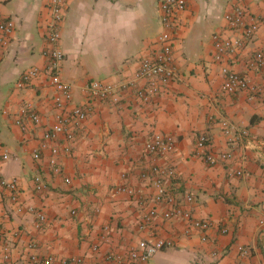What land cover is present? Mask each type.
Listing matches in <instances>:
<instances>
[{
	"label": "crops",
	"instance_id": "1",
	"mask_svg": "<svg viewBox=\"0 0 264 264\" xmlns=\"http://www.w3.org/2000/svg\"><path fill=\"white\" fill-rule=\"evenodd\" d=\"M186 2L173 46L177 77L148 103L126 89L119 90V103L110 104L88 96L87 84L119 85L156 47L158 0H67L61 75L72 87L71 105L88 102L92 111L70 151L60 150L54 171L49 147L61 148L63 136L41 147L42 132L55 119L52 89L45 77L31 87H16L22 71L43 65L47 0H0V18L14 22L0 56V230L10 252L9 260L0 255V264H39L48 255L80 258L78 264H115L104 255L123 253L136 240L154 236L172 238L173 244L145 264H264V96L224 93L211 44V34L224 28L223 14L235 2L250 16L261 17L256 34L232 61L235 70L245 71L251 51L264 47V0ZM27 103L41 120L36 126L27 121L23 131L14 118ZM154 133L171 134L175 142L173 151L155 160L144 150ZM201 134L207 137L204 151H225L228 158L208 164L197 156ZM37 150L39 159L33 157ZM153 163L174 168L175 176L165 179L168 191L178 199L191 193L193 200L183 202L185 207L212 223L206 240L182 219L157 217L138 227L142 210L154 205V188L140 176ZM36 176L45 185L42 190L35 189ZM13 179L14 191L1 184ZM117 185L132 187L136 194L116 192ZM30 207L41 211L45 221L39 223ZM238 244L250 247V256H240Z\"/></svg>",
	"mask_w": 264,
	"mask_h": 264
},
{
	"label": "built area",
	"instance_id": "2",
	"mask_svg": "<svg viewBox=\"0 0 264 264\" xmlns=\"http://www.w3.org/2000/svg\"><path fill=\"white\" fill-rule=\"evenodd\" d=\"M67 0H47L46 18L44 21L45 45L42 50L44 62L42 66L33 65L22 71L16 81L18 89L31 87L37 79L45 77L48 86L52 89V103L54 108V123L45 128L41 136V147H46L49 141H58L63 136L62 147L51 145V158L49 160L54 171L59 170L57 156L62 150L64 153L70 151V143H73L81 137L85 130V123L91 116V106L88 102L82 104L72 103V87L62 78V61L64 52L60 46V32L64 20V12ZM187 8L186 0H158V14L161 23V29L156 41V47L147 54L143 55L139 66L131 76L121 80L119 85L111 82L92 80L87 84L86 90L88 96L101 101H108L110 104L120 102L121 95L119 90L130 89L134 96L143 103H148L158 95L163 89L177 77L178 64L174 55L173 46L178 39V32L181 27L182 13ZM225 26L222 30L214 31L211 34V44L213 48L214 61L219 65L222 76L221 90L224 93L235 94L244 93L247 98L253 99L264 96V47H259L251 51L247 57L245 71H237L232 67L233 59L238 58L249 40L256 34L262 19L257 16H250L248 9L239 2H235L229 10L223 14ZM14 31V22L11 19L0 18V56L7 48L10 38ZM236 32L233 34L232 32ZM233 34V35H228ZM251 75H257L259 79L252 78ZM40 115L29 103L22 106L20 113L14 118V122L21 130H27V121L34 126L40 123ZM222 128L225 133L229 132V124L222 122ZM207 137L205 134L199 135L195 143V154L202 157L208 164H213L220 160H226L228 153L220 151L218 154L204 151ZM175 142L171 134L154 133L145 143L144 150L155 160L174 150ZM7 157L6 154L3 155ZM33 157L40 158V151H34ZM240 174L241 171H237ZM123 178L125 174L121 175ZM142 179H148L154 188L151 207L142 210L138 227L143 229L149 223H152L157 217L161 219H182L188 228L201 233V240H206V231L212 223L204 218H197L185 207L184 203H190L193 200L191 193L184 195L182 199L172 195L166 185L165 179L175 176V170L170 166H161L153 163L148 169L140 173ZM35 189L45 188L40 177L36 176ZM65 181H69L65 178ZM1 184L7 186L13 191L17 185L15 179L11 181L2 180ZM116 192H125L130 196L136 194V190L127 185H117ZM140 198V199H139ZM138 197V201H141ZM184 202V203H183ZM164 206L161 209V207ZM22 211V208H18ZM29 212L36 214L38 222L45 221V215L28 208ZM186 229V232L189 229ZM108 230V226H104ZM172 238L154 236L142 238L135 241L123 253L108 252L104 255L105 260L115 264H145L155 253L167 246H172ZM96 250L97 246L94 245ZM237 252L242 257H248L251 249L248 246L238 244ZM0 255L4 260H9V248L5 242L2 231L0 230ZM80 258L70 260L57 259L48 255L42 258L39 264H78Z\"/></svg>",
	"mask_w": 264,
	"mask_h": 264
}]
</instances>
